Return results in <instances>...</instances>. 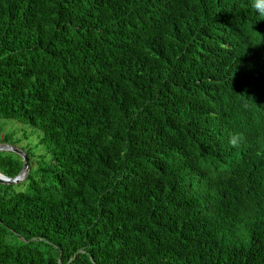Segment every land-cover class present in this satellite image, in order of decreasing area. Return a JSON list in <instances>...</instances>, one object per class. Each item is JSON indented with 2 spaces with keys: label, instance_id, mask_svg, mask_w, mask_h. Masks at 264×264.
Returning a JSON list of instances; mask_svg holds the SVG:
<instances>
[{
  "label": "trees",
  "instance_id": "trees-1",
  "mask_svg": "<svg viewBox=\"0 0 264 264\" xmlns=\"http://www.w3.org/2000/svg\"><path fill=\"white\" fill-rule=\"evenodd\" d=\"M252 5L0 0V264H264Z\"/></svg>",
  "mask_w": 264,
  "mask_h": 264
},
{
  "label": "rangeland",
  "instance_id": "rangeland-1",
  "mask_svg": "<svg viewBox=\"0 0 264 264\" xmlns=\"http://www.w3.org/2000/svg\"><path fill=\"white\" fill-rule=\"evenodd\" d=\"M3 123L6 124L4 125L3 130H0V139L9 137L11 140V144L14 145V147H18L25 151V149L31 147L34 148L40 141L38 135L33 134L34 129H32L28 125L15 121H3ZM34 150L35 148L33 149V151ZM8 152L11 153L12 151ZM34 164H36V159H34ZM18 190H23V188L19 187Z\"/></svg>",
  "mask_w": 264,
  "mask_h": 264
},
{
  "label": "water",
  "instance_id": "water-1",
  "mask_svg": "<svg viewBox=\"0 0 264 264\" xmlns=\"http://www.w3.org/2000/svg\"><path fill=\"white\" fill-rule=\"evenodd\" d=\"M2 151H12L15 154L19 155L20 157H22L24 165H23V169L16 177L10 178L0 173V183L5 185H18L21 182L25 181L29 174L30 166H31V161L28 154L24 150L8 144H0V152Z\"/></svg>",
  "mask_w": 264,
  "mask_h": 264
},
{
  "label": "clouds",
  "instance_id": "clouds-1",
  "mask_svg": "<svg viewBox=\"0 0 264 264\" xmlns=\"http://www.w3.org/2000/svg\"><path fill=\"white\" fill-rule=\"evenodd\" d=\"M252 6H253L254 10L257 13H259L262 16H264V0H253V5ZM232 142L235 144V140H233Z\"/></svg>",
  "mask_w": 264,
  "mask_h": 264
}]
</instances>
